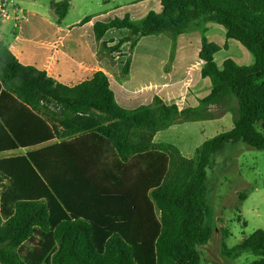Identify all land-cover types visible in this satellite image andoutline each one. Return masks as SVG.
Instances as JSON below:
<instances>
[{
	"label": "trees",
	"instance_id": "obj_1",
	"mask_svg": "<svg viewBox=\"0 0 264 264\" xmlns=\"http://www.w3.org/2000/svg\"><path fill=\"white\" fill-rule=\"evenodd\" d=\"M157 2L159 13L142 0L63 29L69 0L52 1L56 24L28 11L14 44L0 40V154L25 150L0 157V264H199L211 156L226 142L264 150V0ZM197 20L252 63L236 51L218 68V48L186 31ZM165 31L183 45L169 74ZM132 36L129 58L95 60L97 41L125 50ZM199 78L210 89L192 108ZM230 103L220 118L205 111ZM222 247L264 264V230Z\"/></svg>",
	"mask_w": 264,
	"mask_h": 264
},
{
	"label": "rangeland",
	"instance_id": "obj_2",
	"mask_svg": "<svg viewBox=\"0 0 264 264\" xmlns=\"http://www.w3.org/2000/svg\"><path fill=\"white\" fill-rule=\"evenodd\" d=\"M52 1L56 3L63 0H18V6L24 14L27 11L36 12L55 23L57 14L51 7ZM140 1L142 0H69L68 12L61 20L60 26L62 28L76 26L86 17L99 18L117 8ZM155 1L157 0H153L150 10L159 13L160 5L158 2L155 5ZM2 30L9 35L11 31L9 23L4 25ZM186 31L195 33L194 44L196 42L200 44V40L203 38L207 44L218 48L216 52L212 53V60L218 68H221L226 56L237 55L238 50L245 51L250 57V63L244 62V65L252 63L249 53L234 40H230L229 51L222 50L228 44L223 28L215 23L197 20L192 22ZM164 33L170 37L166 59V65L169 67L175 60L173 52L177 36L169 31ZM135 38L136 36H132L125 43V50L122 48L123 44L116 46L118 40L111 43L108 49L99 44V53H104L109 63H114L120 56H123L124 59L129 58L132 52L130 45ZM210 40L213 42H209ZM172 45L173 47H171ZM201 65H204L203 61ZM233 105L234 103L211 106L210 113L212 116H220ZM182 120L183 117L180 116L175 122ZM57 141L54 139L52 143ZM22 153L23 151L1 153L0 157ZM206 202L213 214L214 229L209 241L204 245L197 246L200 255L199 264H249L255 260L257 257L249 251H243L234 257L226 256L223 252L222 242L227 248H231L254 230H264V150L251 148L243 142H226L221 151L211 156L206 174Z\"/></svg>",
	"mask_w": 264,
	"mask_h": 264
},
{
	"label": "crops",
	"instance_id": "obj_3",
	"mask_svg": "<svg viewBox=\"0 0 264 264\" xmlns=\"http://www.w3.org/2000/svg\"><path fill=\"white\" fill-rule=\"evenodd\" d=\"M28 12V11H27ZM36 13V12H35ZM26 14V13H25ZM40 17H42L43 19H45V20H47L48 22H50V23H52V24H56V20H55V23L54 22H51V21H49L48 19H46V17L45 16H43V15H41V14H39V13H37ZM9 23V25H10V28H11V31L9 32V35L8 34H6L3 30H2V27L4 26V25H6V24H8ZM58 27H60V28H62L61 26H60V23H59V25H58ZM70 27H72V26H70ZM70 27H68V28H63V29H69ZM17 30H18V27L17 26H15V23H14V21H12V20H7V21H0V40H3L4 42H5V44L8 46V47H11L13 44H14V42H15V39H16V34H17ZM165 34V33H164ZM7 35L9 36V38L7 37ZM225 35V34H224ZM165 36L167 37V38H170V37H168V35H166L165 34ZM176 42H175V44H174V52H173V56H174V59L176 60L177 58H178V56H179V52H180V50L182 49V44H180V42H179V38H178V36L176 37ZM207 39H208V37H207ZM209 42H213V40H210ZM226 42H227V47L225 48V49H222V50H225V51H229V49H230V47H231V45H230V40L229 39H226ZM99 44L101 45L102 44V41L101 40H99V41H97L96 42V51H95V54H94V58H95V60L96 61H100V60H103V59H106L107 60V58L105 57V54L104 53H99ZM103 45V44H102ZM105 47H106V49H108L109 48V46H110V43H108V42H106V45H104ZM170 46V45H169ZM171 47H173V45L171 46ZM221 50V51H222ZM132 53V52H131ZM238 58H237V62H239V63H244V62H246L247 64L248 63H250V57L245 53V51H241V50H238ZM174 60V61H175ZM167 61V60H166ZM166 61H165V63L163 64V66H162V68H161V71H162V73H164V74H169L171 71H172V69H173V64H174V61L171 63V65L169 66V67H167L168 65H166ZM201 60L199 59L198 60V62H196V65H198V66H202L201 65ZM109 63V62H108ZM111 66H113V65H115L116 64V60H115V62L114 63H109ZM95 69H97V68H95ZM119 78H120V80H121V82L122 83H128L129 81H130V75L129 74H119ZM209 89H210V83H209V80L207 79V78H199V79H195V81H194V88H192L191 89V91H189L188 92V95L189 96H191L192 98H194L195 99V103L194 104H192V108H194V107H196L197 105H196V103H197V100H199V99H201L202 97H204L207 93H208V91H209ZM183 99H184V96L183 97H181L180 98V101L181 102H183ZM211 106H214V105H209L206 109H205V111L207 112V113H209V114H211L210 113V111H211V109H209ZM191 107V106H190ZM182 108V106H180V108L179 109H181ZM225 113V112H224ZM223 113V114H224ZM223 114H221L220 116H213L214 118H220ZM53 141V140H52ZM52 141H50V142H48V143H46L45 145H48L49 143H51L52 144ZM18 151H25V150H18ZM15 152H17V151H15Z\"/></svg>",
	"mask_w": 264,
	"mask_h": 264
},
{
	"label": "built area",
	"instance_id": "obj_4",
	"mask_svg": "<svg viewBox=\"0 0 264 264\" xmlns=\"http://www.w3.org/2000/svg\"><path fill=\"white\" fill-rule=\"evenodd\" d=\"M26 18L18 6V0H0V21L12 20L15 26Z\"/></svg>",
	"mask_w": 264,
	"mask_h": 264
}]
</instances>
